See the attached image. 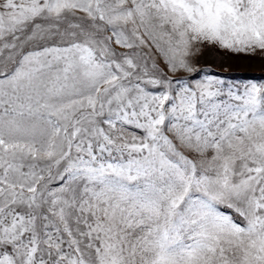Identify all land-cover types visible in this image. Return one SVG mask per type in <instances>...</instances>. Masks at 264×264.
<instances>
[{
    "label": "snow or ice",
    "instance_id": "snow-or-ice-1",
    "mask_svg": "<svg viewBox=\"0 0 264 264\" xmlns=\"http://www.w3.org/2000/svg\"><path fill=\"white\" fill-rule=\"evenodd\" d=\"M211 49L264 0H0V264H264V82Z\"/></svg>",
    "mask_w": 264,
    "mask_h": 264
},
{
    "label": "rangeland",
    "instance_id": "rangeland-1",
    "mask_svg": "<svg viewBox=\"0 0 264 264\" xmlns=\"http://www.w3.org/2000/svg\"><path fill=\"white\" fill-rule=\"evenodd\" d=\"M157 61L161 67L164 66L159 57ZM196 66L203 70L204 75H213L229 83L264 82V57L261 56L211 49L200 56ZM178 75L189 76L190 74L179 73Z\"/></svg>",
    "mask_w": 264,
    "mask_h": 264
}]
</instances>
